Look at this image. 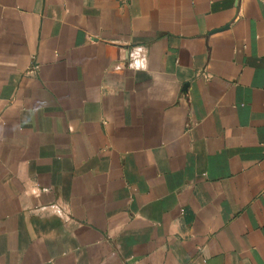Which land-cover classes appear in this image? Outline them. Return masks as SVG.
<instances>
[{
	"label": "crops",
	"instance_id": "crops-1",
	"mask_svg": "<svg viewBox=\"0 0 264 264\" xmlns=\"http://www.w3.org/2000/svg\"><path fill=\"white\" fill-rule=\"evenodd\" d=\"M0 264H264V0H0Z\"/></svg>",
	"mask_w": 264,
	"mask_h": 264
}]
</instances>
